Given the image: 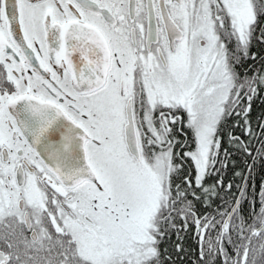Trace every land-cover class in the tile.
<instances>
[{
    "label": "snow or ice",
    "instance_id": "1",
    "mask_svg": "<svg viewBox=\"0 0 264 264\" xmlns=\"http://www.w3.org/2000/svg\"><path fill=\"white\" fill-rule=\"evenodd\" d=\"M256 45L264 0H0V264H264Z\"/></svg>",
    "mask_w": 264,
    "mask_h": 264
},
{
    "label": "flooded vegetation",
    "instance_id": "2",
    "mask_svg": "<svg viewBox=\"0 0 264 264\" xmlns=\"http://www.w3.org/2000/svg\"><path fill=\"white\" fill-rule=\"evenodd\" d=\"M262 49H264V45H256L254 47L253 51L261 52ZM258 66L259 65L257 63V67ZM262 112H264V103H262L260 99H257L252 104V115L254 118H258ZM237 163H242V161L237 160ZM259 168H260L259 161H257V170L255 172L257 179L260 178ZM189 244L191 245L192 250L194 251L195 250V242H194V240L191 239L190 235H189ZM192 258L194 259V256Z\"/></svg>",
    "mask_w": 264,
    "mask_h": 264
}]
</instances>
